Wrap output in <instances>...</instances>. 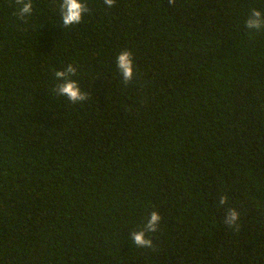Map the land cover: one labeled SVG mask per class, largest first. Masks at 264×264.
I'll return each mask as SVG.
<instances>
[{
  "label": "trees",
  "instance_id": "trees-1",
  "mask_svg": "<svg viewBox=\"0 0 264 264\" xmlns=\"http://www.w3.org/2000/svg\"><path fill=\"white\" fill-rule=\"evenodd\" d=\"M82 2L0 0V264H264V0Z\"/></svg>",
  "mask_w": 264,
  "mask_h": 264
},
{
  "label": "clouds",
  "instance_id": "clouds-1",
  "mask_svg": "<svg viewBox=\"0 0 264 264\" xmlns=\"http://www.w3.org/2000/svg\"><path fill=\"white\" fill-rule=\"evenodd\" d=\"M16 3L21 5L18 14L24 17L32 12V0H16ZM115 0H104V4L111 7ZM170 4H174L175 0H169ZM60 14L63 25L69 27L77 25L82 22L83 14L88 11L86 5L82 0H60ZM248 29L260 30L264 28V13L253 9L246 21ZM117 69L123 77L125 84L132 81L135 70L132 59V53L128 50L121 51L116 59ZM77 69L69 64L65 70L56 71L55 77L62 81L57 86V92L61 96H65L73 103L85 101L87 95L81 91L80 86L76 80L71 77L75 76ZM227 202L226 196L219 197V205L223 206ZM162 217L156 211L150 213V218L147 219L143 227L138 231L131 232V241L138 247L152 248L153 242L150 238H146L147 233L155 232ZM240 219V214L235 208L226 209V215L223 223L229 227H236Z\"/></svg>",
  "mask_w": 264,
  "mask_h": 264
}]
</instances>
